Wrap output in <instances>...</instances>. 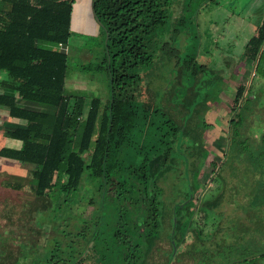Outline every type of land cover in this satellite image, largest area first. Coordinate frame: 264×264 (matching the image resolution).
Listing matches in <instances>:
<instances>
[{
    "label": "trees",
    "instance_id": "16d2710c",
    "mask_svg": "<svg viewBox=\"0 0 264 264\" xmlns=\"http://www.w3.org/2000/svg\"><path fill=\"white\" fill-rule=\"evenodd\" d=\"M73 1L0 0V71L6 72L0 74V113L17 121L2 131L0 158L25 167L29 191L47 213L44 225L31 217L15 231L2 227L0 264L55 263L57 247L38 249L41 236L47 223L56 230L67 220L85 175L97 205L80 216L85 223L76 234L92 239L76 264H264V220L222 226L220 209L224 176L231 173L248 185L244 212L258 207L264 218V130L257 137L250 131L263 123L264 98L256 94L262 87L236 86L226 152L213 177L218 186L195 202L208 153L205 131L212 126L206 111L220 101L223 77L214 71L207 77L197 51L173 62L179 50L171 46L174 75L169 85L150 88L148 101L140 69L161 53L155 34L165 25L169 0H93L109 91L104 101L92 96L86 106L84 94L66 89L69 56L59 47L71 35ZM241 56L256 61L264 75V6ZM1 187L16 192L24 183L5 178ZM201 213L212 224L209 234L196 223ZM55 241L59 245L58 236ZM182 242L185 249L176 250Z\"/></svg>",
    "mask_w": 264,
    "mask_h": 264
},
{
    "label": "rangeland",
    "instance_id": "374dc122",
    "mask_svg": "<svg viewBox=\"0 0 264 264\" xmlns=\"http://www.w3.org/2000/svg\"><path fill=\"white\" fill-rule=\"evenodd\" d=\"M169 2V15L166 17L165 25L157 29L155 34L158 43L157 52L161 53H158L150 68L140 69L145 98L148 101L152 100L150 88L158 90L170 84L171 76L174 75L173 68L169 65L171 58L168 55V47L171 46L179 50L178 55H173V62L175 59H182L185 53L197 51L198 61L209 68L206 76L210 77V72L214 71L215 74H221L223 77L219 92L221 99L210 103L211 109L206 111L207 120L212 126L205 131L204 141L208 153L202 164V174L199 176L201 184L193 198L196 202L198 196L209 191L213 192L218 186V182L213 180V177L221 163L223 153L226 152L228 120L231 116L230 108L233 105L236 86L244 83L247 90L262 87L256 94L264 98V75L255 68L256 61L241 56L246 40L255 31L264 0H169ZM92 3L93 0L73 1L71 35L68 43L61 45V49L66 50L69 56L66 89L84 94L86 106L92 96H99L104 101L109 91L107 72L103 67L102 24L94 14ZM113 50L112 47L107 49L109 53ZM262 67L264 68V63ZM0 74L6 75V72L0 71ZM158 98L160 97L157 96L156 100ZM29 103L26 101V104ZM258 111L262 113L264 123L263 106ZM263 123L250 125L254 137L259 136L264 130ZM13 125L15 122L1 112L0 140L3 129ZM211 162L216 164L213 165ZM226 163L222 166L227 167ZM224 177L227 186L223 190L220 204L224 215L221 225L223 226L225 222L234 223L235 227L239 219H244L243 221L248 224L250 222L247 218L259 222L264 220L263 211L258 207L250 208L247 214L242 209V204H247L245 191L248 189V185L239 180L242 177L231 173ZM5 178L21 180L24 187L16 192L3 189L1 185ZM28 179L25 176V167L13 162L6 163L0 158V231L5 226L15 231L22 224L30 225L33 218L43 225L47 222V213L41 210L40 206L42 201L34 199L29 191ZM90 186L91 183L86 175L83 176L75 203L64 215V217L68 216L67 220H62L56 230H51V223H47L48 228L41 236V246L38 249L49 251L54 246L57 247L56 253L59 257L54 260V264H59L58 261L63 258L66 260L65 264H76L90 244L92 238L85 242L76 234L85 223L80 216H88L91 209L97 205V193L90 189ZM93 196L95 197L92 203H88L89 198ZM31 207L36 208L34 216L30 211ZM7 215H9L8 219ZM201 215L202 213L194 215L197 218L196 223L201 227L203 234H209L212 224L210 221L204 222ZM212 222L216 221L212 220ZM57 236L59 245L55 243ZM251 236L256 241L257 234ZM256 242L262 241L257 239ZM187 243H180L176 250L185 249ZM41 257L46 256L43 254Z\"/></svg>",
    "mask_w": 264,
    "mask_h": 264
},
{
    "label": "crops",
    "instance_id": "0c3cea01",
    "mask_svg": "<svg viewBox=\"0 0 264 264\" xmlns=\"http://www.w3.org/2000/svg\"><path fill=\"white\" fill-rule=\"evenodd\" d=\"M263 6H264V4H263ZM263 6L261 7V10H260V18H259V21H260V19H261V16H262V11H263ZM258 21V22H259ZM258 24V23H257ZM256 24V25H257ZM256 29V28H255ZM255 32V31H254ZM253 32V33H254ZM25 104H26V102H25ZM28 106H32V107H35V104L34 103H32V102H30L29 104H27ZM16 122V121H15ZM7 143L8 144H11V145H15V146H18L19 145V141H17V140H8L7 141Z\"/></svg>",
    "mask_w": 264,
    "mask_h": 264
},
{
    "label": "water",
    "instance_id": "95a60500",
    "mask_svg": "<svg viewBox=\"0 0 264 264\" xmlns=\"http://www.w3.org/2000/svg\"><path fill=\"white\" fill-rule=\"evenodd\" d=\"M189 198H191V195L189 196ZM174 221H175V218H174ZM173 254H174V251H173V253H172V256H173Z\"/></svg>",
    "mask_w": 264,
    "mask_h": 264
},
{
    "label": "built area",
    "instance_id": "2783aa9c",
    "mask_svg": "<svg viewBox=\"0 0 264 264\" xmlns=\"http://www.w3.org/2000/svg\"><path fill=\"white\" fill-rule=\"evenodd\" d=\"M61 45H63V44L59 43V47H60V48H61Z\"/></svg>",
    "mask_w": 264,
    "mask_h": 264
}]
</instances>
